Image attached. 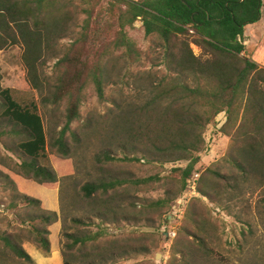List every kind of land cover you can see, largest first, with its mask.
I'll list each match as a JSON object with an SVG mask.
<instances>
[{
	"label": "rangeland",
	"instance_id": "1",
	"mask_svg": "<svg viewBox=\"0 0 264 264\" xmlns=\"http://www.w3.org/2000/svg\"><path fill=\"white\" fill-rule=\"evenodd\" d=\"M106 2L93 1L103 19ZM262 2L260 22L244 28L242 55L264 68ZM66 3L73 11L70 31L59 39L56 58L47 59L43 66L42 90H32L26 83L18 46L0 52V90L9 88L17 102L37 105L47 141V159L41 164L52 168L58 179L55 188H44L18 173L24 159L15 144L22 137L13 133L12 123L0 114V237L11 238L23 250L29 244L44 254L42 247L34 242L38 237L32 230L44 228L48 234L43 236L49 239L50 249H59L69 264H264V181L244 177L235 168L231 138L216 132L215 119L203 132L204 147L199 153L197 172L212 170L220 176L215 178L218 184L211 191L212 198L197 199L184 210L179 218L183 217L178 236L170 248L162 236L166 239L173 225L168 223L173 213L167 215V212L182 187L179 174L172 168L184 167L185 163L145 164L102 159L106 153L115 159L122 158L123 153L140 157L138 153L121 151V138L116 139L110 126L118 114L144 105L149 99L150 84L160 82L168 74L161 41L155 36H145L140 20L127 29L138 52L136 61L124 57L123 50H112L108 45L111 37L106 34L100 36V41L90 40L83 50L76 47L68 53V59L75 57L84 62L89 58L90 65L102 56L101 69L107 75L104 97L98 99L93 84L87 82L79 118L65 135L70 154L62 156L56 147H51L64 126L66 106L64 99L55 104L44 99L51 98L56 86L54 65L71 45L80 46L76 39L83 20V1L61 0L58 5ZM107 26L104 21L95 25L100 32ZM249 29L254 31L249 33ZM257 30H260L258 34ZM191 48L195 55L200 54L195 45ZM257 50L263 52L262 56L254 54L253 58L251 54ZM3 109L0 98V113ZM148 177L151 180L145 184L132 182ZM114 180L120 183L113 190L99 191L90 198H85L81 191L87 183ZM23 196L38 200L39 205L30 207ZM159 199L168 203L155 207ZM42 213H55L56 220L49 226L42 224L39 220ZM177 228L178 224L176 231ZM157 254L160 257L156 259ZM7 258L8 264H33L9 252Z\"/></svg>",
	"mask_w": 264,
	"mask_h": 264
},
{
	"label": "trees",
	"instance_id": "2",
	"mask_svg": "<svg viewBox=\"0 0 264 264\" xmlns=\"http://www.w3.org/2000/svg\"><path fill=\"white\" fill-rule=\"evenodd\" d=\"M60 1L0 0V52L13 46L20 48L25 80L32 90H42L43 66L47 59L56 58L59 39L70 31L73 11L68 3L58 5ZM82 1L83 20L76 39L80 46L71 45L54 65L56 86L51 98L44 99L52 104L64 99L66 106L64 126L51 147H56L62 156L70 154L65 135L79 118L87 82L93 84L98 99L104 97L107 75L101 69L102 56L92 60L90 65L89 58L84 62L75 57L68 59V53L76 47L83 50L90 40L100 41V36L106 34L111 37L108 45L112 50H123L124 57L136 61L138 52L127 29L140 20L145 36H155L161 41L168 74L160 82L150 84L149 99L144 105L118 114L110 126L116 139L121 138V151L138 153L140 157L123 153L122 158L115 159L106 153L102 159L145 164L185 163L184 167L172 168L179 174L182 187L167 212L169 215L195 174H198L199 195L212 198L211 191L218 184L215 178L220 176L210 169H205V173L197 172L199 153L204 147L203 132L224 112L225 121L219 128L216 122L215 130L231 138L235 168L244 177L264 181V68L242 55L244 28L260 20L262 0H107L104 19L96 11L94 0ZM103 21L108 26L100 32L95 25ZM191 45L200 50L199 55L193 53ZM0 98L4 102L1 117L8 119L13 133L22 137L15 144L24 159L18 173L39 186L55 188L58 179L54 170L41 164L47 159V141L37 105L17 102L9 88L0 90ZM150 180L148 177L132 182L145 184ZM118 183L117 180L87 183L81 191L85 198H90L99 191L113 190ZM197 199L200 198H190L184 210ZM23 200L30 207L39 205L38 200L30 197L23 196ZM167 203L168 200L159 199L154 206ZM39 220L49 226L56 215L42 213ZM171 222H175V217ZM32 230L38 237L34 242L42 247L45 255L50 254V241L43 236L48 231L40 227ZM162 238L167 246L168 241ZM0 242V264H8L7 252L17 259L33 262L11 238L0 237ZM63 264L69 263L63 260Z\"/></svg>",
	"mask_w": 264,
	"mask_h": 264
},
{
	"label": "built area",
	"instance_id": "3",
	"mask_svg": "<svg viewBox=\"0 0 264 264\" xmlns=\"http://www.w3.org/2000/svg\"><path fill=\"white\" fill-rule=\"evenodd\" d=\"M225 121V114L224 112H221L220 114L217 115L216 117V122H217V128H219ZM198 178V174H195L194 177L188 182V187L187 189L182 193L181 197L178 199L176 205L173 207V217L172 219L175 217V222H171L170 224H173L169 227L167 233H166V240L168 241V245L167 247L169 248L170 243L172 242V240L176 237V226L178 224H180L179 219L184 212V207H185V203H187V201L192 198V197H196V198H201L202 200H205V198L201 197L199 195V193L196 190V181ZM177 208V210L175 211L174 208ZM171 219V221H172Z\"/></svg>",
	"mask_w": 264,
	"mask_h": 264
},
{
	"label": "crops",
	"instance_id": "4",
	"mask_svg": "<svg viewBox=\"0 0 264 264\" xmlns=\"http://www.w3.org/2000/svg\"><path fill=\"white\" fill-rule=\"evenodd\" d=\"M261 14H262V11H261ZM260 20L258 22H260ZM253 25L254 24L249 25V26H253ZM252 31H254V29L248 30L249 33H251ZM259 31L260 30H257L256 33L258 34ZM262 53H263L262 51L257 50L251 55L252 57L254 54L262 56ZM24 250L31 257L34 264H63V258H62V255L59 249L52 248L50 254L45 255L43 253H39L35 248L34 249L31 248V246L27 244V247H24Z\"/></svg>",
	"mask_w": 264,
	"mask_h": 264
},
{
	"label": "water",
	"instance_id": "5",
	"mask_svg": "<svg viewBox=\"0 0 264 264\" xmlns=\"http://www.w3.org/2000/svg\"><path fill=\"white\" fill-rule=\"evenodd\" d=\"M158 257H160V255H159V254H157V255H156V259H157Z\"/></svg>",
	"mask_w": 264,
	"mask_h": 264
},
{
	"label": "clouds",
	"instance_id": "6",
	"mask_svg": "<svg viewBox=\"0 0 264 264\" xmlns=\"http://www.w3.org/2000/svg\"><path fill=\"white\" fill-rule=\"evenodd\" d=\"M204 198V197H203ZM201 199V198H200Z\"/></svg>",
	"mask_w": 264,
	"mask_h": 264
}]
</instances>
